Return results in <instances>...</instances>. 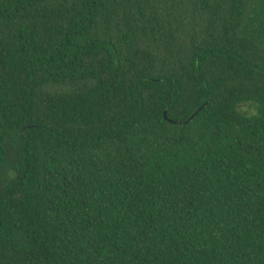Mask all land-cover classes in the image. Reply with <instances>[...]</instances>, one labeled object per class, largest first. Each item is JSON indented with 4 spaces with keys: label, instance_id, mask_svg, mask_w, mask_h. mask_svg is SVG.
Returning a JSON list of instances; mask_svg holds the SVG:
<instances>
[{
    "label": "trees",
    "instance_id": "1",
    "mask_svg": "<svg viewBox=\"0 0 264 264\" xmlns=\"http://www.w3.org/2000/svg\"><path fill=\"white\" fill-rule=\"evenodd\" d=\"M0 264H264V0H0Z\"/></svg>",
    "mask_w": 264,
    "mask_h": 264
},
{
    "label": "water",
    "instance_id": "2",
    "mask_svg": "<svg viewBox=\"0 0 264 264\" xmlns=\"http://www.w3.org/2000/svg\"><path fill=\"white\" fill-rule=\"evenodd\" d=\"M163 116H164V118H165L166 120H168V121H170V122H179V121H176V120H173V119L168 118L167 115H166V112H165V111H163Z\"/></svg>",
    "mask_w": 264,
    "mask_h": 264
}]
</instances>
